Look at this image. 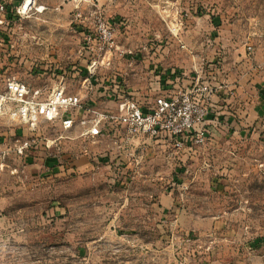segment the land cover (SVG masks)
Returning a JSON list of instances; mask_svg holds the SVG:
<instances>
[{
    "label": "rangeland",
    "instance_id": "obj_1",
    "mask_svg": "<svg viewBox=\"0 0 264 264\" xmlns=\"http://www.w3.org/2000/svg\"><path fill=\"white\" fill-rule=\"evenodd\" d=\"M32 1L24 7L25 0H0V85L10 76L49 75L37 82L49 87L57 75H83L93 55L86 34L94 25L87 16L75 31H25L24 25L44 23L19 16ZM85 3L88 13L96 9L122 22L115 40L124 52L96 75L120 82L123 75L237 70L255 75L253 85L264 93V0ZM12 10L15 16H7ZM47 36L45 51L39 41ZM257 121L245 123L252 140L237 156L216 147L208 153L203 146L210 136L177 149L167 137L105 132L86 141L95 157L83 171L70 168L67 153L84 137L45 122L49 140L68 137L18 153L14 139L28 134L12 127L0 159V264H264V113Z\"/></svg>",
    "mask_w": 264,
    "mask_h": 264
},
{
    "label": "built area",
    "instance_id": "obj_2",
    "mask_svg": "<svg viewBox=\"0 0 264 264\" xmlns=\"http://www.w3.org/2000/svg\"><path fill=\"white\" fill-rule=\"evenodd\" d=\"M75 17L80 20L82 14L77 11ZM88 17L94 26L93 33L86 34V41L94 47V52L88 58L82 81L87 89H92L94 82H98V69L111 66L113 54L121 56L124 51L115 40L121 21H109L96 9L90 11ZM65 83V74L57 75L49 87L33 88L13 76L5 79L0 86V118L4 117L9 126L23 128L28 134L25 139H14L15 151L24 153L32 147L49 148L56 146L58 139L68 137L58 134L49 140L40 133L44 122L51 125L59 122L63 131L78 126L81 128L78 136L89 141H96L98 136L111 131L113 125H118L130 136L167 137L177 149L201 145L211 133L212 123L208 119L211 98L224 86L196 76L189 85L157 95L147 102L132 95L114 96L113 91L111 97L116 100V111L103 112L90 105L83 106L80 97L66 92ZM75 108L83 110L77 121ZM4 156L2 152L0 159Z\"/></svg>",
    "mask_w": 264,
    "mask_h": 264
},
{
    "label": "crops",
    "instance_id": "obj_3",
    "mask_svg": "<svg viewBox=\"0 0 264 264\" xmlns=\"http://www.w3.org/2000/svg\"><path fill=\"white\" fill-rule=\"evenodd\" d=\"M31 6L25 12L20 11V13H18L19 16L28 18L32 14L36 18H40L44 23L35 24L34 27L33 25L30 27L24 25L22 26V28L25 31L52 32L54 30H64L70 32L75 31V28L81 27L79 25L76 26V24L85 22V20L88 19L85 0H33L31 2ZM29 9L31 12L29 11ZM75 11H79L84 16L85 20H73ZM11 12H13V10ZM15 14L16 11H14L13 13H7V16H15ZM39 42L43 47L46 48L45 51H48V36L43 40H40ZM115 57L118 58L116 54ZM115 57H113L112 64L114 63ZM242 58H244L243 55L236 56L234 58V62H239L242 60ZM47 76L49 75H29V79H31V81H29L28 79H26V81L20 79L19 80L33 88L43 86L48 87L47 84L37 83L39 79L43 80ZM98 76V82H94L92 89H87L86 84L82 81L83 75H69V77L67 78L68 80L66 79L65 83L66 92L80 97L82 99L81 102L83 106L90 105L98 109L99 111L106 112L116 111V100L111 97V93L113 91L114 96L132 95L142 102H147L149 100H152L151 95L154 92L160 95L169 92L170 90H173L177 87L183 88L189 85L196 76H201L202 78L207 77L208 79L213 80L217 79L218 82H222L224 85L223 89L216 92V94H214L211 98V108L208 115V119L210 120V123H212V126H209L211 133L208 142H206L203 146V149L207 150L208 153H210V148H212L213 151V149L216 147L218 149L216 151L217 153H223L224 155L228 156L229 154L230 156L239 155V146H241L243 143L249 145L250 143L248 142L252 140V138H247L246 134H244V132L246 131V129H244V126H246L245 123L247 122L250 125L252 123L257 124L258 121L256 122V120L258 114L264 113V93L262 90H258L257 85H253L255 82V75H248V73L246 74L243 72H237V70L235 73L231 71L227 75H123V80H120V82L116 81L117 77L115 75ZM114 77L116 78L114 79ZM172 81L175 85L173 83H170ZM154 83L156 86H153ZM257 99H260V102H258V104L256 101ZM73 112L78 118L82 117L83 115L82 109L75 108ZM6 124L8 125L7 120L4 117H1L0 154L2 152H7L4 140H6L7 135H11L14 132V128L10 126H8V128L5 126L3 127V125ZM54 124L56 125V123ZM57 125L61 130L62 128L59 122H57ZM113 126L114 127L111 128V131L113 130L112 133H115V131L120 129L125 133L123 126ZM75 127L76 129L70 131H73V133L78 136L81 128L78 126ZM41 133L42 135L45 134L42 126ZM57 134L58 132L56 133V135ZM102 136L104 135L98 136L96 140ZM70 137L74 138L72 136ZM261 137L264 138V134L261 135ZM79 141L83 142L82 149H80L81 145ZM86 141V139H84L83 141H73L74 146L78 147V149H76L77 147H75L77 153L73 151L67 153V156H71L69 159V161H71V164H68L70 165V168L72 170L83 171L94 164L93 161L95 154H88V141ZM258 143H261V141H258ZM246 149L248 151H251L252 147L248 146V148ZM246 149L244 148V150ZM190 153L192 157L195 154L193 152ZM91 156H93V158H90ZM223 161L226 162L227 160ZM260 165L264 166V161H262ZM56 168L53 169L57 170Z\"/></svg>",
    "mask_w": 264,
    "mask_h": 264
},
{
    "label": "bare ground",
    "instance_id": "obj_4",
    "mask_svg": "<svg viewBox=\"0 0 264 264\" xmlns=\"http://www.w3.org/2000/svg\"><path fill=\"white\" fill-rule=\"evenodd\" d=\"M29 1H30V0H25V2H24V7H27V6H28Z\"/></svg>",
    "mask_w": 264,
    "mask_h": 264
}]
</instances>
